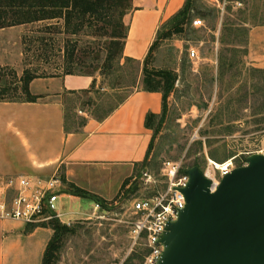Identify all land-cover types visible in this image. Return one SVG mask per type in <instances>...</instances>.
I'll use <instances>...</instances> for the list:
<instances>
[{
  "label": "rangeland",
  "instance_id": "374dc122",
  "mask_svg": "<svg viewBox=\"0 0 264 264\" xmlns=\"http://www.w3.org/2000/svg\"><path fill=\"white\" fill-rule=\"evenodd\" d=\"M190 4V26L158 40L150 58L151 69L173 72L176 79L164 117L153 131L147 162L106 207L96 209L95 202L82 197L73 217L69 212L76 204L61 200V220L73 218L68 224L59 221L66 230L50 264H142L147 249L132 238L131 205L165 190L160 172L164 162L204 171L208 160L220 165L232 159L234 166L242 167L251 155L264 151V68L252 64L246 45L248 26L264 24V0ZM129 11L120 16L116 7L85 14L64 10L54 19L0 29V119L22 116L13 106L1 105L27 103L23 90L28 77L97 78V88L95 79L89 92L66 97L68 131L78 130L87 117L105 115L140 89L139 66L122 58ZM194 20H201L202 26L192 27ZM191 49L197 58H190ZM4 122L0 137L6 133ZM3 150L0 158L10 160L8 148ZM144 169L152 176L149 185L141 176Z\"/></svg>",
  "mask_w": 264,
  "mask_h": 264
},
{
  "label": "crops",
  "instance_id": "0c3cea01",
  "mask_svg": "<svg viewBox=\"0 0 264 264\" xmlns=\"http://www.w3.org/2000/svg\"><path fill=\"white\" fill-rule=\"evenodd\" d=\"M185 2L131 0L124 18L127 34L122 57L134 61L142 77L157 34ZM246 45L252 64L264 68V24L248 26ZM95 79L97 88V78L88 75L36 78L29 84L36 102L1 105L5 109L13 106L22 116L0 119L5 121L2 126L6 130L0 137V150L8 148L10 152V160L0 158V190L9 178H48L56 174L65 186L62 200L76 204L69 212L74 217L82 197L95 203L110 201L133 177L135 169L147 162L153 131L145 126V120L149 114L161 115V93L134 90L105 115L87 117L78 130H66V97L89 92ZM114 183L115 193L109 195ZM77 190L86 196L77 194ZM73 217L61 223L68 224ZM54 237V230L46 224L28 227L19 221L0 219V264H43Z\"/></svg>",
  "mask_w": 264,
  "mask_h": 264
},
{
  "label": "water",
  "instance_id": "95a60500",
  "mask_svg": "<svg viewBox=\"0 0 264 264\" xmlns=\"http://www.w3.org/2000/svg\"><path fill=\"white\" fill-rule=\"evenodd\" d=\"M186 174V205L159 240L158 264H264V156L251 155L214 192L198 166Z\"/></svg>",
  "mask_w": 264,
  "mask_h": 264
},
{
  "label": "built area",
  "instance_id": "2783aa9c",
  "mask_svg": "<svg viewBox=\"0 0 264 264\" xmlns=\"http://www.w3.org/2000/svg\"><path fill=\"white\" fill-rule=\"evenodd\" d=\"M201 26V20L192 21V27ZM189 56L197 58L196 51L191 49ZM258 154L264 156V151ZM235 168L237 167L233 165L232 159L220 165L208 160L202 173L211 183L210 192H214L220 180ZM160 172L166 180L165 190L150 198L136 199L131 205L134 217L130 231L132 238L134 241H143L148 251L142 264H158L163 253L159 240L167 225L178 219L180 211L186 205L182 193L188 182L186 171L182 173L180 164L167 161L163 163ZM141 176L145 185L152 183V176L148 171H143ZM3 186L4 189L0 190V219L32 226H41L51 221L61 222L63 214L58 212V205L65 197V188L60 176L13 177L7 179ZM95 208L99 209L100 205L95 204Z\"/></svg>",
  "mask_w": 264,
  "mask_h": 264
},
{
  "label": "trees",
  "instance_id": "16d2710c",
  "mask_svg": "<svg viewBox=\"0 0 264 264\" xmlns=\"http://www.w3.org/2000/svg\"><path fill=\"white\" fill-rule=\"evenodd\" d=\"M113 7L119 9L120 16H123L128 10H130L131 0H0V29L54 19L56 18V14L60 15L64 10H74L75 12L77 11L85 14L91 11L98 12L99 9L105 10V8ZM191 12L192 10L190 0H186L183 8L175 16H173L171 20L159 31V33L157 34V40L150 48L149 58H147L144 62L145 64L142 70L143 77L141 80L140 90L146 92H158L163 96V111L161 115L155 116L149 114L147 115L145 120V126L152 131L157 129L159 123L164 117L166 97L175 83L176 76L173 72L170 71H156L150 69L148 67V64L150 62V54L156 47L158 40L167 39L172 34H182L184 32V27L190 26L192 20ZM125 38L126 35L124 37V40ZM124 61L135 63L134 61L129 59H125ZM26 76L28 77V75ZM33 79L34 78L31 77L27 78L26 82L28 83L25 85L23 90V94L28 97L27 103H34L37 100V97L32 96L29 92V83ZM151 146L149 148L148 154L150 153ZM186 170L187 169H182L181 172L185 173ZM76 193L86 196L84 192L79 190H77ZM96 204H99L100 207L107 206V203L101 200H96ZM46 226H49L51 229H53L55 233V237L49 244L43 259V264H50L51 260L53 259V254L59 247L58 244L60 235L66 230V226L60 225V223L57 221H51L47 223ZM28 227L34 226L28 225Z\"/></svg>",
  "mask_w": 264,
  "mask_h": 264
},
{
  "label": "bare ground",
  "instance_id": "6f19581e",
  "mask_svg": "<svg viewBox=\"0 0 264 264\" xmlns=\"http://www.w3.org/2000/svg\"><path fill=\"white\" fill-rule=\"evenodd\" d=\"M213 164H215V165H218V164H216V163H214L213 161H211Z\"/></svg>",
  "mask_w": 264,
  "mask_h": 264
}]
</instances>
